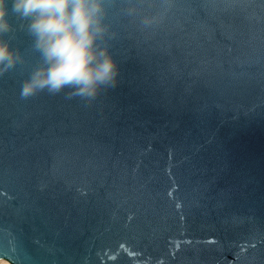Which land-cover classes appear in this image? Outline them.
Returning a JSON list of instances; mask_svg holds the SVG:
<instances>
[{
	"label": "water",
	"instance_id": "95a60500",
	"mask_svg": "<svg viewBox=\"0 0 264 264\" xmlns=\"http://www.w3.org/2000/svg\"><path fill=\"white\" fill-rule=\"evenodd\" d=\"M107 3L119 74L90 103L21 99L38 54L9 12L0 260L264 264V0H138L148 27Z\"/></svg>",
	"mask_w": 264,
	"mask_h": 264
},
{
	"label": "clouds",
	"instance_id": "9594fccd",
	"mask_svg": "<svg viewBox=\"0 0 264 264\" xmlns=\"http://www.w3.org/2000/svg\"><path fill=\"white\" fill-rule=\"evenodd\" d=\"M110 5L107 0H0V76L16 72L24 64L21 49L12 40L16 31L11 12L31 39L38 60L21 80L20 97L46 93L85 103L117 84L119 67L105 38ZM125 12L152 26L160 12H145L138 0H128Z\"/></svg>",
	"mask_w": 264,
	"mask_h": 264
},
{
	"label": "rangeland",
	"instance_id": "374dc122",
	"mask_svg": "<svg viewBox=\"0 0 264 264\" xmlns=\"http://www.w3.org/2000/svg\"><path fill=\"white\" fill-rule=\"evenodd\" d=\"M0 264H8L5 260H0Z\"/></svg>",
	"mask_w": 264,
	"mask_h": 264
},
{
	"label": "bare ground",
	"instance_id": "6f19581e",
	"mask_svg": "<svg viewBox=\"0 0 264 264\" xmlns=\"http://www.w3.org/2000/svg\"><path fill=\"white\" fill-rule=\"evenodd\" d=\"M9 264V263H8Z\"/></svg>",
	"mask_w": 264,
	"mask_h": 264
},
{
	"label": "snow or ice",
	"instance_id": "6c2138e0",
	"mask_svg": "<svg viewBox=\"0 0 264 264\" xmlns=\"http://www.w3.org/2000/svg\"><path fill=\"white\" fill-rule=\"evenodd\" d=\"M3 254V253H2Z\"/></svg>",
	"mask_w": 264,
	"mask_h": 264
}]
</instances>
